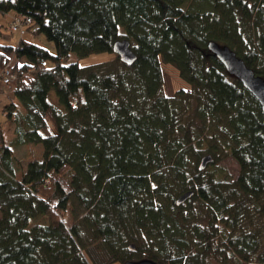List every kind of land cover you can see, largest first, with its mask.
<instances>
[{
  "label": "trees",
  "instance_id": "obj_1",
  "mask_svg": "<svg viewBox=\"0 0 264 264\" xmlns=\"http://www.w3.org/2000/svg\"><path fill=\"white\" fill-rule=\"evenodd\" d=\"M10 11L0 111L11 144L43 153L17 170L0 125V264H264V114L208 47L264 78V0H0ZM124 39L132 65L113 51ZM103 52L114 57L64 63ZM163 63L189 86L167 95Z\"/></svg>",
  "mask_w": 264,
  "mask_h": 264
},
{
  "label": "rangeland",
  "instance_id": "obj_2",
  "mask_svg": "<svg viewBox=\"0 0 264 264\" xmlns=\"http://www.w3.org/2000/svg\"><path fill=\"white\" fill-rule=\"evenodd\" d=\"M13 14H14V11H10V12H7L5 14L0 12V22L5 24L6 26H8L10 21H11V16ZM30 39H32V40L36 39V41L39 42V44L45 45L52 52H55V46H54L53 42L46 39L45 36L41 35V36H38L36 38L30 37ZM17 40H18V36L15 34L8 41L11 42L12 44H16ZM113 57H114L113 54L108 53V52L94 53V54H90L88 56H83V57L77 55L76 53H71L70 57L66 61H64V63H70V62L77 61L80 63V65L87 66V65L111 60ZM49 63H51V62H48V64ZM162 67L164 69V75H165L164 90H165V93L167 95L170 96V95L174 94V92L181 87H188L189 86L182 78H180L177 69L173 65L163 63ZM0 71H2V69H0ZM3 87L7 88V86H3ZM7 92H9V90L5 91L6 94H7ZM50 99L55 101L56 97H55L54 92L50 94ZM4 119H5V116L0 111V125L1 124L4 125L5 139H6L7 143L11 144V141L14 138V133L12 132L13 126L11 124L5 125L3 122ZM11 147L13 148V152H14L15 156L20 160L17 163V166H18V167H16L17 170L24 169L27 162H29L30 160L40 159L42 157L43 148L41 145H35V144L17 145V144L12 143ZM220 163L225 165L228 168V170L234 176L238 175L239 164L233 157L227 156ZM19 172L20 171H17V174ZM66 222H71V216H68L66 218ZM96 257H97L96 259L100 262H102L104 258H105V262L109 261L107 256L101 257V256L96 254ZM207 263L208 264H224L215 258H210L209 260H207ZM111 264H116V262L111 263Z\"/></svg>",
  "mask_w": 264,
  "mask_h": 264
},
{
  "label": "water",
  "instance_id": "obj_3",
  "mask_svg": "<svg viewBox=\"0 0 264 264\" xmlns=\"http://www.w3.org/2000/svg\"><path fill=\"white\" fill-rule=\"evenodd\" d=\"M209 49L219 58L224 64L227 71L238 78L243 85L258 99L264 114V78L256 74V72L249 67L243 58L239 57L237 53L227 45H220L215 41L208 43ZM113 51L120 57L121 61L128 65H132L137 55L131 47L129 40H118L113 45ZM211 154L204 155L201 159L200 168L203 169L208 163L213 162ZM194 191L190 190L179 196L177 203L184 202L187 198L192 196ZM134 249V246L131 245ZM124 264H159L154 260L144 258L140 260H129Z\"/></svg>",
  "mask_w": 264,
  "mask_h": 264
},
{
  "label": "built area",
  "instance_id": "obj_4",
  "mask_svg": "<svg viewBox=\"0 0 264 264\" xmlns=\"http://www.w3.org/2000/svg\"><path fill=\"white\" fill-rule=\"evenodd\" d=\"M23 19L21 17H15L13 23H12V28L17 30L21 27ZM26 22H30V19H27ZM15 80V75L14 73L11 72L9 68H5L0 72V82L2 84H9Z\"/></svg>",
  "mask_w": 264,
  "mask_h": 264
},
{
  "label": "crops",
  "instance_id": "obj_5",
  "mask_svg": "<svg viewBox=\"0 0 264 264\" xmlns=\"http://www.w3.org/2000/svg\"><path fill=\"white\" fill-rule=\"evenodd\" d=\"M14 15V14H13ZM12 15V16H13ZM7 102L6 95L4 93L0 94V109L4 106V104Z\"/></svg>",
  "mask_w": 264,
  "mask_h": 264
},
{
  "label": "bare ground",
  "instance_id": "obj_6",
  "mask_svg": "<svg viewBox=\"0 0 264 264\" xmlns=\"http://www.w3.org/2000/svg\"><path fill=\"white\" fill-rule=\"evenodd\" d=\"M222 239V238H221ZM219 240H220V238H219ZM221 242H223V241H221ZM219 243V242H218Z\"/></svg>",
  "mask_w": 264,
  "mask_h": 264
}]
</instances>
